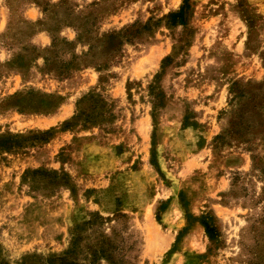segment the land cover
Listing matches in <instances>:
<instances>
[{
  "label": "rangeland",
  "instance_id": "rangeland-1",
  "mask_svg": "<svg viewBox=\"0 0 264 264\" xmlns=\"http://www.w3.org/2000/svg\"><path fill=\"white\" fill-rule=\"evenodd\" d=\"M0 264H264V0H0Z\"/></svg>",
  "mask_w": 264,
  "mask_h": 264
},
{
  "label": "trees",
  "instance_id": "trees-1",
  "mask_svg": "<svg viewBox=\"0 0 264 264\" xmlns=\"http://www.w3.org/2000/svg\"><path fill=\"white\" fill-rule=\"evenodd\" d=\"M182 13H183V9H181L179 13H175V14H173V16H176V15L179 16V15H181Z\"/></svg>",
  "mask_w": 264,
  "mask_h": 264
}]
</instances>
